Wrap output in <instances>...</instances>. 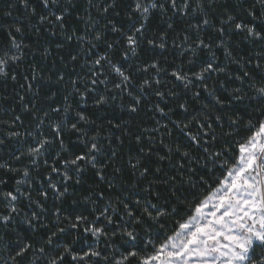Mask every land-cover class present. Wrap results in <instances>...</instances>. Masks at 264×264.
Listing matches in <instances>:
<instances>
[{
  "label": "snow or ice",
  "instance_id": "snow-or-ice-1",
  "mask_svg": "<svg viewBox=\"0 0 264 264\" xmlns=\"http://www.w3.org/2000/svg\"><path fill=\"white\" fill-rule=\"evenodd\" d=\"M245 2L236 0L230 7L221 0H84L81 7L77 0H37L35 5L19 0L28 16L36 18L31 25L37 36L33 56L52 55L47 44L40 48L43 25L50 26L43 29L50 36L62 38L58 50L65 45L71 50L66 60L60 57L68 71H57L54 79L41 76L35 63L24 73L10 72L6 69L21 67L30 44L23 43L22 26L4 28L8 39L0 45V79L24 92L4 94L3 100H15L29 117L26 125L13 109L9 120L0 119L7 128L0 135L5 264H23L29 254L34 259L27 264L41 259L44 264H125L132 257L140 264H264V27L258 30L264 25V0H253L248 7ZM237 10L250 20H239ZM154 15L164 27L149 35ZM178 24L185 27L178 29ZM226 29L262 47L246 59L234 53ZM171 33L175 36L169 48ZM217 50L242 70L234 76L239 86H226L233 75L228 64L218 62ZM173 53L181 58L179 63L164 67L161 57L167 61ZM201 53L208 58L199 60ZM43 85L49 86L46 92ZM225 99L254 101L262 106L261 118L255 125L249 122L254 130L238 144L235 162L220 164L226 175L196 204L189 219L143 257L126 249L117 258L89 243V235L94 241L110 240L109 232L115 237L117 230L128 238L124 243L136 241L137 234L116 223L117 218L124 221L126 216L136 225L145 219L156 223L166 214L157 203L166 198L162 189L175 195L176 186L193 184L200 169L213 171L223 154L214 146L216 126L223 127ZM142 113L150 123L141 119ZM229 121L236 125L239 117ZM9 181L13 186L5 189ZM135 189L146 195L137 196ZM69 197L73 205H91L88 214L65 211L62 205ZM21 225L40 239L21 236ZM81 232L85 241L77 250ZM65 234L72 236L71 242Z\"/></svg>",
  "mask_w": 264,
  "mask_h": 264
},
{
  "label": "trees",
  "instance_id": "trees-1",
  "mask_svg": "<svg viewBox=\"0 0 264 264\" xmlns=\"http://www.w3.org/2000/svg\"><path fill=\"white\" fill-rule=\"evenodd\" d=\"M32 4L35 5L37 3V0H31ZM124 4L128 3L129 0H122ZM195 0H193V3ZM222 3H227L230 7L236 2V0H221ZM253 0H246L245 7H248L252 4ZM77 3L83 7L84 0H77ZM257 13L260 11L259 7L257 6ZM37 11L39 12L40 9L38 8ZM5 12H10L11 15L6 16ZM95 14V13H93ZM238 18L239 20H242L244 22H248L250 18L246 15V13L237 10ZM75 14L73 13V16ZM35 17H29L28 12L26 9H24L20 3L19 0H0V45L7 43V32L4 30L5 26L7 25H19L24 28V34L22 37L23 43L30 44V48L24 49V52L26 53L24 59L21 62V67L19 69L16 68H10L6 69L7 71H18L20 73H24L26 69L29 68V66L32 63H35L38 68V72L41 76L47 78L49 75L53 76V79L55 78L54 73L57 71H68L67 69H64L63 65L60 62V57H65V60L67 59L68 52L71 50L67 45L62 50H58L56 48L57 42H63L62 38L57 35L55 37L50 36L48 32L43 31L44 28L50 27L49 25H43L39 26L41 27V51L43 49V46L47 44L52 52V55L47 57L46 59L42 57L39 53H37L35 56L32 55V52L36 49V40L37 36L35 35L34 30L31 28V25L35 23ZM69 23L73 22L71 19L68 21ZM193 22H195V19H193ZM214 23L218 24V21H214ZM164 25L160 22L159 18L157 16H153L152 19L149 22L148 25V33L151 35L153 31H157L159 28H163ZM185 25L178 24L177 28H183ZM264 27V25H259V28ZM175 36V33H171L169 37V48H171L172 44V37ZM226 39L230 38L231 40V46L234 51V53L240 55H245V58L247 59V54L251 52L253 55L255 52L262 47L260 44L253 45L251 43H248L244 41L243 34L237 35L235 31L228 32L226 29ZM141 55L143 58H147V56L144 55L143 51H141ZM208 58L207 53H201L198 57L199 60L203 61ZM180 57L175 56V54H171L168 56V60L164 61L161 57V64L164 67H167L169 63H172L175 61L176 63H179ZM217 60L219 63L228 64V61L223 56L222 50H217ZM247 67V65H246ZM228 71L232 73L233 79L232 80H226V86L236 87L239 86V82L234 80V76L237 74L238 71H242L237 69L236 65L228 64ZM222 79H225L224 77H221ZM20 83H24L22 77L20 78ZM38 84H43L42 81L38 80ZM211 81H209V84L211 85ZM48 85H43L42 91L46 92L48 90ZM101 90H103L101 88ZM15 91H19L23 94L24 90L20 89L19 86H16ZM15 91L13 90L12 84L10 81H4L0 79V109H3V111H0V119L3 120H9L11 118V112L14 109L18 114L24 116L26 125L29 122V117L27 114H24L21 112L19 105L15 100L9 99L7 101L3 100V95L7 94L8 96L12 97L15 96ZM64 89H61V94L63 93ZM218 94H222L224 97H227V93L223 91V89L217 88ZM30 95V94H29ZM57 99H60V96L57 97ZM202 103H209L208 100L202 101ZM199 107V106H197ZM219 107V106H217ZM261 105L256 104L254 101L245 99L242 102L238 101H230L229 99H225V108L221 110V114L223 115L224 119L222 121L223 127L217 125L216 126V135L218 137V140L214 146L215 150L221 151L223 154L217 158V165L213 169L212 172H207L206 169H200L199 172H197L193 176V184H178L176 186L175 195H172V189L163 190L162 189V196L166 197L165 199H161L160 201H153L157 202L160 206H163L166 209V214L162 216L158 222L153 223L150 220L145 219V222L141 225L133 224L129 221V218L125 216L124 221H120L118 218L116 219V223L121 224L123 227H127L129 230L134 231L135 234H137V239L134 242L135 248L133 249L130 247L131 243H124V241H127V237L118 234L115 237H111V232H109L110 240H105L103 237L100 238L99 241H94L92 237L89 235L86 239L89 243H92L94 246H96L99 250L102 252L108 253L109 255H120L122 252H125L127 249L128 251L135 250L138 253L141 252L144 249V246L146 245V241L150 244H153L151 242H156L161 240H165L169 235L173 234L179 227V224L182 223L186 218H188L196 204L202 200L210 191H212L216 186H218V181L220 178H222L226 174V170L222 167H220V164L223 163V161L227 160L229 162V166H231L234 162L236 157L238 156L239 149L238 144L243 142L247 137L251 134V131L254 129H250L248 127L249 122L253 125H255L258 121V119L261 118ZM111 111V109H110ZM117 113H119V109L117 108ZM5 112L8 114L6 115ZM229 117L236 118L239 117V121L236 125H231L229 121ZM141 119L145 123H150V121L143 116V113L141 114ZM214 121V118H213ZM22 130V129H21ZM7 131V128L5 125H0V135H4ZM226 149V150H225ZM121 159L122 161H126L127 156L124 153H121ZM109 174L110 170H109ZM35 176L36 174L33 173ZM127 172L125 173V176H127ZM201 175L204 176V180L201 181ZM87 176L91 178V173H87ZM13 186V181H9L8 185L3 186L5 189L11 188ZM37 186H39L37 184ZM103 187V186H102ZM86 188V186H84ZM81 190H84L83 188ZM136 193L137 196H144L145 193L139 191V189L132 190ZM35 196V193H34ZM76 199L79 201L80 196L77 195ZM25 204L27 202H24ZM54 201L49 198L48 206L52 207V204ZM62 207L65 211H71L75 210L78 212H83L85 215L88 214V212L91 209V205L84 204V203H77L73 205L72 198L69 197L63 202ZM135 207V206H134ZM175 209V211H173ZM3 209H0L2 211ZM25 211H28L27 208H25ZM139 210L137 209V212ZM23 215V212L21 213V216ZM91 219V217H89ZM116 223L113 225L108 226L110 229L116 227ZM23 229V230H21ZM17 231L20 232L21 236H24L27 239H34L39 240L40 238L33 237L31 232L24 228V226H19L17 228ZM44 231V230H41ZM3 231L0 230V235H3ZM13 235L12 233H9V236ZM64 239L68 242H71L72 236L65 234ZM85 238L83 236V233L81 232V239L77 241V243L74 245V247L79 250L82 245H84ZM111 243L114 245L112 249H109L107 245ZM116 248H119L120 251H115ZM7 259V253L3 250V244L0 242V264H5V260ZM34 259V257L29 254L25 257L23 264H27L28 261ZM136 257L130 258L129 261H126L125 264H134ZM36 264H44V261L37 260ZM100 264H104L103 261L100 262Z\"/></svg>",
  "mask_w": 264,
  "mask_h": 264
},
{
  "label": "rangeland",
  "instance_id": "rangeland-1",
  "mask_svg": "<svg viewBox=\"0 0 264 264\" xmlns=\"http://www.w3.org/2000/svg\"><path fill=\"white\" fill-rule=\"evenodd\" d=\"M246 140V139H245ZM244 140V141H245ZM243 141V142H244ZM243 142H241V143H243ZM238 155H239V153H238ZM226 175V174H225ZM217 187V186H216ZM215 187V188H216ZM214 188V189H215ZM213 189V190H214ZM211 192V191H210ZM209 192V193H210ZM208 193V194H209ZM193 212H194V210H193ZM192 212V213H193ZM190 217V216H189ZM189 217L188 218H186L183 222H185V221H187L188 219H189ZM175 233V232H174ZM173 233V234H174ZM173 234H171V235H173ZM171 235H169V236H171ZM126 237V236H125ZM128 239V238H127ZM167 238H165V240H166ZM165 240H161V242L160 241H156V242H151V243H153V244H150L149 242H145L146 243V245L144 246V249L141 251V252H139V257H143V256H145V255H150V254H152L154 251H155V249L157 248V247H159V245H161L162 243H164V241ZM135 242V241H134ZM133 241H129V243H131V244H133L134 243ZM121 255V254H120ZM120 255L118 254V255H116V257L117 258H119L120 257ZM134 264H140V261H139V258L138 257H136V259H135V262H134Z\"/></svg>",
  "mask_w": 264,
  "mask_h": 264
}]
</instances>
